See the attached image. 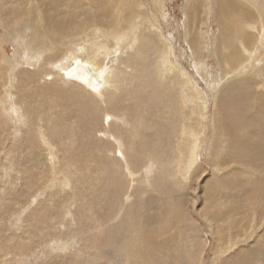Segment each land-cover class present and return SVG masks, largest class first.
<instances>
[{"label": "rangeland", "instance_id": "rangeland-1", "mask_svg": "<svg viewBox=\"0 0 264 264\" xmlns=\"http://www.w3.org/2000/svg\"><path fill=\"white\" fill-rule=\"evenodd\" d=\"M29 2L23 0V9L33 8L34 0ZM109 2L113 6V0ZM159 2L166 14L165 22L161 20L155 0H137V9L140 12L148 10L149 19L162 24L163 33L160 38L169 42L172 49L168 51L164 69L168 63L176 64L184 73V78L175 84H165L161 72L152 70L151 64L155 59H135L132 62L134 67L128 68L126 74L121 73L129 61L131 50L126 51V54L118 53V58H100L96 64L99 62V67H102L98 69L110 67L108 72H111V69L116 68L121 73L118 76L120 87L123 86V90L111 88L113 91L106 96L111 100L105 103L75 81H66L53 68L65 60V56L74 50V45L84 46L85 51L90 53L87 56L93 55L97 49L92 46L96 41L93 33L86 31V36L81 35L80 40H62L56 48H51V41L45 39L43 46L49 50L44 55L54 53L51 56L53 58L46 63L54 65L44 64L45 77L24 80L23 76L34 74L37 68L28 66L26 61L29 59L28 53L40 52L36 43H31L32 51L26 49V44L34 39L35 30L28 25L27 29L7 39V28L2 27L3 18H0V264H137L146 255L145 241L140 231L132 225L138 221L137 214L141 209L144 213L147 211L146 218L150 214L155 215L152 220H147L151 228L169 227L163 229L157 239L162 241L167 234L172 238L168 246L177 248L176 253H170L168 246L161 250L172 256L167 264L232 263L237 253L242 250L247 253L250 247L256 245L254 241L257 234L264 235V224L260 226L256 223L259 218L264 221V202L258 200V195L262 197L261 193L264 194V176L254 175L251 169L246 170L249 176L233 175L231 171L235 164L242 161H234L231 155L225 157L228 164L218 168L210 169L208 162L211 155H214L215 141L226 133L222 130L221 114L225 107L220 104L222 98H227L223 88L228 80L237 77L238 68H243L239 66L233 74L229 73L230 68L223 64L220 57L217 59L215 54L210 55L211 48L214 49L217 43L213 38L219 32L216 24L211 22L210 15L205 17L208 21L203 25L205 13L202 4L195 2L196 7L190 1L196 10L187 16L184 14L188 8L187 0ZM243 2L255 10L257 16L254 23L258 27L256 31L244 29L246 36H253L251 41H246V48L252 52V57L244 65H252L254 61L263 66L264 0ZM120 19L119 23L123 21ZM183 22L189 24L188 28H182ZM95 30H99L98 37L105 33L99 27ZM151 34L148 26L142 28L137 44H143ZM199 36L201 39L197 43ZM114 44L110 42L111 50ZM245 55L246 52H243L242 59ZM254 69L250 72L254 71L258 77L256 88L264 92V68ZM146 75L151 77L149 82L155 89L158 88L160 92L165 89L169 93L174 116L172 129L164 122L156 123L155 127L145 132L142 143H134L137 150L140 144L154 146L158 150L166 144L163 161L161 164L155 162L152 169L149 168L152 163L141 157L139 152L129 151L132 141L123 139V142L117 140L115 143L106 133L110 129L106 123H117L120 111L124 113L126 110L129 122L134 125L140 121L135 117L137 110L146 111L158 118L152 89L145 80ZM186 76L192 84L187 83ZM54 88L57 93L61 90L65 95L71 93L72 97H58ZM89 97L94 98L96 106H92ZM256 103L254 100L249 102V111L246 110L248 114L252 115L256 110L253 108ZM51 106H56L60 113L51 109ZM260 106L264 112V104ZM106 116L111 119L106 121ZM144 124H149V121L145 120ZM110 127L112 131L115 130V125ZM189 128L193 129L192 133ZM193 143L197 144V148L194 147L195 164L191 166L188 162L191 149L188 152V148ZM122 150H128L125 151L126 156ZM212 174L233 186L227 189L235 202H230L232 198L225 195L226 192L222 193L224 188H216L215 207H227L231 211L225 223L233 220L240 223L236 237L218 229L221 240L213 239L211 231L214 229L204 224L199 215L203 204L200 198L204 196L205 186ZM65 181L67 186L63 183ZM243 191L250 192L245 199H242ZM221 197L224 199L221 200ZM175 219H179L178 222L174 223ZM169 222L174 224L169 225ZM143 224L147 226L145 220ZM184 247L192 254L194 252L191 259L197 258L183 260ZM256 260L251 264H256Z\"/></svg>", "mask_w": 264, "mask_h": 264}, {"label": "bare ground", "instance_id": "bare-ground-1", "mask_svg": "<svg viewBox=\"0 0 264 264\" xmlns=\"http://www.w3.org/2000/svg\"><path fill=\"white\" fill-rule=\"evenodd\" d=\"M155 1L157 3L156 6L158 5L159 8L158 11L160 10L161 13L160 14L161 20L165 22L166 14L164 13V9L162 8L163 7L162 3L159 2L162 0H155ZM190 1L194 3L193 4L194 6H196L195 2L196 3L198 2L200 5L201 4L203 5L201 6L202 8L204 7L203 12L205 13L204 20H202L203 25L208 21L205 17L210 15L211 22H213L217 26L219 32L217 36L218 38L213 36L214 37L213 39L215 40V42L217 41V43L214 49L211 48L210 55L214 56L215 54L217 59L218 57H220V59H222L223 61V64L227 65L228 68H230V70L228 71L229 73L235 71L239 66L243 68L242 70L238 68L237 70L238 74L236 75L237 77L235 78L233 77L232 79L230 78L231 80H228L227 85L223 88V91H225V94H227L226 99H228L226 100L222 98V100L220 101L221 106L224 105L225 107L224 112L221 114L223 115L222 130H225L226 133H223L221 135L222 138L216 140L214 143L215 146V148L213 149L214 155H211V157L208 160V162H210L211 165L210 169L227 165L228 162L225 160V157L231 155L234 161L236 162L242 161L239 162V164H235L234 168L231 171L233 175L235 174L238 177H241L247 174L249 176V174L246 173V170L251 169L254 175L257 174L258 176L260 175L263 177L264 176V112L261 110V108H259V106L264 104V92H259L257 90L256 80L258 77H256L254 71L250 72V70H253L255 67L256 68L262 67L263 69L264 65L263 66L257 65V63H254V61H252L253 62L252 65L251 63L249 64V66L247 65L249 58L252 57L251 56L252 52H250V50L246 48L247 45L246 41L247 40L251 41L253 36L251 35V37H249L246 36L245 34L246 30L249 31L258 30V27H256V24L254 23L257 16L256 14H254L255 10H253L252 8L250 9V7L246 4V2H243V0H187L188 8H186V12L184 13L187 16L191 12L196 10V8L191 6ZM92 2L94 3L93 5ZM248 2L250 4V1ZM21 3H23V0L22 2L21 0H18L17 2H14L13 0H0V18H3V21L1 20L2 27L5 26L7 28V33H6L8 36L7 39L13 36L15 33L19 32L20 30L25 28L27 29L28 25L33 26V29L35 30L34 39L26 44V49L31 50L32 48L31 43L33 44L36 43L37 44L36 48L39 49L40 52L38 54L28 53L27 55L29 59L26 61L29 63L28 66L33 65L34 67L36 66L37 68L35 67L36 69L34 71L35 72L34 74L32 73L30 75L27 74L23 76L24 80H33L35 77H37V79H40L42 76L45 75L43 71V69L45 68L44 64H48L46 62L52 59L53 57L51 56L54 54V53L51 55L49 54L50 56L44 55L45 53H47L46 51L49 50L44 48L43 46L44 42H46L45 39L51 41V46H52L51 48H56L60 44V42H62V40L64 41L65 39H67L69 41H75L76 40L75 38H78L80 40L81 35L86 36L85 33L86 31L90 32L89 34L93 33V38H95L96 40L94 42L95 45H92L95 46V48L97 47L94 53L93 51L91 52L93 53V55L87 56L90 53H88V51H85L86 48L84 49V46L74 45L75 46L74 50H71L70 53L67 56H65L66 57L65 60H63L60 64L57 63L58 64L57 65L55 63L56 65L54 64H48V65L49 66L54 65L53 68L55 69V71L58 72L60 76L62 75V77L66 81L69 82L75 81L80 86H83L89 91H91V93L93 94L94 97H96V99L98 98L100 101L104 100L103 101L104 103L105 101L110 102L111 100L110 97L109 100L106 98V96L110 95L111 91H113L110 90L111 88L118 90L119 88L123 87V86L120 87L121 80H118V76L121 73L124 74L128 73L129 72L128 70L134 67L132 62L135 59H142L144 61L155 59L154 63L151 64L152 70L156 73H159V71L161 72V79H163V82L165 84H170L171 82L175 84V82L180 80V78L182 79L184 78V73L177 68L176 64L173 65L168 63L167 65H170V67L167 68L166 65L164 69V65L166 64V61H168L167 60L168 57L166 58V56L168 55V51L171 52L172 50L171 45L166 40L164 41L163 39L160 38L162 36L161 34L163 33L162 24L160 22L158 23L157 21L153 22L151 19H149L150 17H148L149 15L148 10L140 12L138 10L139 8L137 5V0H113V6L111 5L112 3L109 2V0H34L33 8L30 7L25 9H23V5H21ZM259 16L261 17V14H259ZM120 18L123 19L121 23H119L121 20ZM261 18H260V23L262 22ZM141 19H143L142 22H140ZM153 20L156 19L153 18ZM183 23L184 24L181 25L182 28L184 29L188 28L189 24L187 22H183ZM146 26L149 27V31L152 34L150 35V37L148 36L146 37V41H144L143 44H137V42L140 41V39H138L140 31L142 28H145ZM96 27H99V29L100 28L103 29L105 33L100 37H98L99 30L96 31L95 30ZM253 33L255 34L257 32H253ZM205 35L208 36L209 34L205 33ZM241 37L243 38V41H241L242 40ZM200 39H201L200 36L197 37V43L200 41ZM13 40L15 41V39ZM110 42L111 44L115 43L112 50L110 49V45H109ZM14 44L15 43H13V45ZM196 45L198 46L199 44ZM134 46L135 48H133ZM128 50H131L132 54L129 53L130 51L128 52L130 58L129 61H127L126 63V67H124L121 73L120 71L118 72L116 68H114L115 70L111 69L110 70L111 72H108L110 67L109 69H106V67L103 69H98L102 66L99 67L100 64L99 62L98 65L96 64L97 59L104 58V60L105 59L108 60L114 56H117L118 58L117 55L118 53L121 52V54H124ZM242 51L246 52V55L243 59L242 57L244 55L242 56L243 53ZM170 56L171 54L169 55V58H171ZM240 59L241 61L239 62ZM118 60H120V58ZM244 63L247 64L244 65ZM244 67H247V69ZM162 69H164L165 71ZM150 79L151 77H148L147 75L145 76V80L148 83L147 86L150 89H152V95L154 96L152 100L155 102L157 108L155 112H158V115L156 114L158 118H155L153 115L148 114L146 111L142 112V110H137L135 117H137V119H140V121L138 125H134L133 123L129 122V118H128L129 115L126 113V110L124 111V113L123 111H120L117 114L119 120L117 119V123L112 124L113 126L115 125V130L112 131L111 130L112 127H110L112 125L106 123V125H108L110 128L109 131L106 133L109 135L107 137H109L111 141L115 143H117V140L122 141L123 139H129L130 141H132L129 147V151L139 152L138 154L141 157L145 158L146 161L152 163V165L149 167L152 169L153 166L156 164L155 162L161 164V161H163L162 156L165 153V149L167 148L165 147L166 144L164 147H161L159 150L154 146L148 147L146 145L142 146L140 144L139 146L140 149L137 150L136 148H134V143L137 141L142 143L145 139V132L155 127L156 123L164 122L169 126L170 129H172L174 116L171 110L172 101L170 99L169 93L165 89L162 90L161 92L158 91V88L155 89V86L151 85V83L149 82ZM185 79L188 84H192L191 79H189L187 76L185 77ZM115 82L117 83L116 85H114ZM138 82H139V76H138ZM230 82H234V83H230ZM53 91L58 97H64V98H66V96L72 97L71 93L65 95L62 93V90L59 93H57L56 88H54ZM118 96H120V94H118ZM90 97L88 99L93 103L92 106H96V102L94 101V98L93 97L90 98ZM217 97H215V99H217ZM253 100L257 102L256 107L253 105V108H255L256 110H254L253 113H251L252 115H250L247 113L250 108L248 104ZM217 101L218 99L216 100V102ZM51 109L59 112L56 106H51ZM110 110H117V109L110 108ZM108 115L110 116V114ZM152 116L154 117L153 120H151ZM111 118L107 116L105 117L106 121H108ZM145 120H148L149 124H144ZM128 124L129 125L131 124V126L129 127ZM192 130L193 129L189 128L190 133L193 132ZM111 132L112 133L114 132L113 133L114 135L111 134ZM216 142H218L219 144H216ZM124 147L126 148V146ZM194 147L197 148L196 143H193L191 148H188V152L189 149H191L190 150L191 157H189L188 159L189 160L188 162L191 163V166L195 164L194 157L196 154L195 153L196 149H194ZM120 151H118V153H120ZM125 151L122 150V152H124V155L125 154L127 155ZM153 152L155 153V156L153 155ZM125 159H127V157ZM152 160H154V163L152 162ZM165 160H166V156H165ZM164 170L165 172H167L166 169ZM209 177L210 178L208 180V184L205 186V191H204L205 194L204 196H202V198H200V202H203V204L201 205L202 212L199 214L201 220L203 221L204 224L214 229V231H211V235L213 239H220L217 233L218 229L224 230V232L228 233V235L233 234L232 237H236V235H238L239 233L238 231H239L240 223L235 222V220H233V222L225 223L231 211H229L227 207L225 208L227 210L218 209L215 207V201L217 198L216 188L218 189L224 188L222 190V193L226 192L225 195L227 194L229 195L230 192L229 189L227 188L230 187L231 189L233 186L231 187L225 184V182H223L221 179H218L219 177H215V174H212ZM262 182L264 183V181ZM63 183L67 186V181ZM250 188L249 190H251ZM248 194H250V192L246 193V191L245 192L243 191L242 199H245L244 197ZM261 194L262 197L258 195V200L259 202H264V194L263 193ZM222 199H224V197H221V200ZM233 199L234 197L231 199V201L230 200L229 201L232 202L234 201ZM208 202L209 205L207 204ZM230 207L231 206H229V208ZM145 213H147V211H145ZM145 213L144 210L141 209V211L138 212L137 214L138 221L132 223V225H134L135 228H137L138 231H140L146 246V253H145L146 255L143 256L142 260L137 264H143V261L145 262V264H167L168 261L172 259V256L169 253L164 254L161 250H163L164 246L169 245L167 243L169 241H172V238H169L170 236H167L166 234V236L163 238L162 241L157 239L161 236L162 230L168 229L169 227L168 226L163 227V229L151 228L150 227L151 225L147 224V220H152L155 217V215L150 214L146 218ZM144 220H145V225L147 224L148 228L147 226H144L143 224ZM178 220L179 219H175L174 223L178 222ZM174 223L169 222V225ZM256 223L257 225L262 226V224H264V221L262 220V218H259L257 219ZM255 238L256 239L254 242L257 243L254 247H250L249 251L247 250V253H245L246 251L244 252V250L240 251L241 253H237L234 256L233 258L234 260L232 261V263L226 262V264H236V263H240V261H243L244 264H251L253 263V260H255L256 258L257 260L254 261L256 264L257 263L264 264V235L257 234ZM168 248L170 253L171 251L173 253L177 252V248H175V246H168ZM185 249L182 250L183 260L186 259V261H189L194 258L195 259L197 258L196 256L191 259V257L194 256L193 255L194 252L192 254V252L188 251L187 248ZM156 252H159V254H157ZM189 252L192 255H190ZM186 261L184 263H186ZM193 262L194 261H192L191 263Z\"/></svg>", "mask_w": 264, "mask_h": 264}]
</instances>
